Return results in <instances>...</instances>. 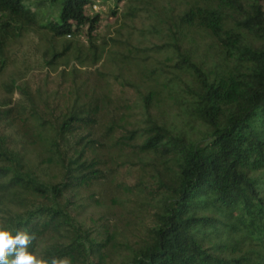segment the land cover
<instances>
[{
  "label": "trees",
  "instance_id": "16d2710c",
  "mask_svg": "<svg viewBox=\"0 0 264 264\" xmlns=\"http://www.w3.org/2000/svg\"><path fill=\"white\" fill-rule=\"evenodd\" d=\"M112 1L109 14L115 16L120 3L131 0ZM95 2L0 0V70L11 43L32 30L49 35L44 40L49 66L71 61L94 66L105 56L136 69L146 64L147 56L124 52L125 41L100 37L104 15L92 9ZM180 4L176 15L161 7L156 14L160 42L146 50L167 55L173 72L191 77V84L184 85L187 97L175 102L207 128L194 141L173 135L150 117L160 95L155 91L143 99L145 128H127L122 118L105 125L100 137L93 128L106 104L104 95L100 102L94 97L93 104L79 103L84 94L71 87L75 94H67L66 106L51 120L46 115L51 117L52 108L61 104L59 97L50 100L14 85L19 95L15 110L0 109V123L8 120L16 131L30 129L36 141H45L43 131L52 133L39 155L56 166L55 182L26 167L24 154L0 136V228L32 235L28 251L49 264L52 258L110 264L115 252L122 256L117 264H264L263 0ZM143 10L144 5L134 12ZM142 72L155 81L164 71ZM137 153L153 156L142 167H149L156 183L146 193L154 207L152 224L142 242L131 246L77 223L70 197L85 185L98 188L90 194L96 202L108 196L114 200L112 166Z\"/></svg>",
  "mask_w": 264,
  "mask_h": 264
},
{
  "label": "rangeland",
  "instance_id": "374dc122",
  "mask_svg": "<svg viewBox=\"0 0 264 264\" xmlns=\"http://www.w3.org/2000/svg\"><path fill=\"white\" fill-rule=\"evenodd\" d=\"M94 4L96 11L104 15L98 30L100 37L125 41V46L129 44L125 47L126 50L124 49L125 53L131 51V56L133 54L140 57L147 56L148 62L139 65V69H136L123 63L124 60L112 61L105 56L102 62L94 66L81 67L74 61L65 65L49 66L44 41L49 38V35L44 36L32 30L13 41L3 54L4 66L0 70V109H14L19 98L16 90L13 89L14 85H22L31 92L47 96L50 100L59 97L61 104L56 108L51 107L53 109L50 113L51 117L46 115L51 120L66 106L67 94H75L71 87L84 94L79 103L93 104L95 103L94 97L100 102L99 98L104 95L106 104L102 105L100 110L102 112L98 114L99 124L93 128V133L100 137L105 125L122 118L127 128L133 126L145 128L148 116L143 107V99L150 91H155L160 95L156 106L150 110V117L156 124L166 127L173 135L185 136L191 141L207 133V128L201 122L193 119L184 106L175 102L176 97H187L183 90L186 83L191 84V77L179 71L173 72L168 67L171 62L167 59V55L146 50L160 42L159 34L156 33L160 30V26H157L159 19L156 14L161 12L163 6L166 10L162 12L176 15L180 12V0L121 2L115 16L109 14V9L114 5L112 0L103 4L101 0H96ZM142 5L146 10L135 13L134 9ZM130 10L132 12H128ZM79 41L86 44L85 38H79ZM111 46L116 47L117 44L111 42ZM120 51L123 52V49L121 48ZM152 68L157 71L160 68L164 71L160 73L159 80H150L142 72ZM63 69L65 72L62 75ZM72 69L78 70L80 76L76 77L74 73H71L74 71ZM98 72L102 75L101 78ZM156 81L163 82L165 86ZM40 106L42 109L45 108L43 103ZM1 123L0 136H3L7 146L15 145L24 154L26 167L31 166L44 179H50L52 182L58 181L59 174L56 166L43 162L39 155V150L52 136L51 131H43L45 141H36L34 135H30L32 132L30 129L18 127L20 130L16 131L12 125H8V120ZM72 138L70 137L71 140ZM132 156L121 158L112 166L114 168L110 174L109 185L110 187L117 186L114 200L110 201L108 196L103 199V202H98V200L96 202L95 199L93 200L96 195L90 198V194L98 188L85 185L71 191L74 195L71 196V192L67 194L72 197L70 199L74 206H71L70 210L77 223L92 227L99 234L104 231L107 234H113L118 244L131 246L142 242L147 229L152 224L151 212L154 207L147 199L148 194L146 193L156 183V178L149 167H142L146 163H151L153 156L149 153H137ZM133 186L137 189L134 190ZM119 260H122V256L115 252L109 259V263L117 264Z\"/></svg>",
  "mask_w": 264,
  "mask_h": 264
},
{
  "label": "clouds",
  "instance_id": "9594fccd",
  "mask_svg": "<svg viewBox=\"0 0 264 264\" xmlns=\"http://www.w3.org/2000/svg\"><path fill=\"white\" fill-rule=\"evenodd\" d=\"M33 236L17 231L15 235L5 228H0V264H49L28 251ZM51 264H69L67 259H51Z\"/></svg>",
  "mask_w": 264,
  "mask_h": 264
},
{
  "label": "built area",
  "instance_id": "2783aa9c",
  "mask_svg": "<svg viewBox=\"0 0 264 264\" xmlns=\"http://www.w3.org/2000/svg\"><path fill=\"white\" fill-rule=\"evenodd\" d=\"M92 8H93V10H95L96 11V5L94 4V5H92ZM97 10H99V9H97Z\"/></svg>",
  "mask_w": 264,
  "mask_h": 264
}]
</instances>
